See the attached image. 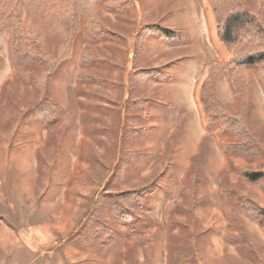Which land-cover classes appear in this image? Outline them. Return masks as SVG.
<instances>
[{
  "label": "rangeland",
  "instance_id": "obj_1",
  "mask_svg": "<svg viewBox=\"0 0 264 264\" xmlns=\"http://www.w3.org/2000/svg\"><path fill=\"white\" fill-rule=\"evenodd\" d=\"M12 1L27 30L50 37L73 0H34L29 15L25 0ZM130 1L132 8L126 0L103 1L108 31L127 38L155 25L176 33L175 40L154 32L137 45L106 39L90 46L81 27L50 90L67 122L47 140L45 123L24 116L38 93L14 79L9 26L0 31V264H264V216L252 219L230 206L240 224L229 227L218 186L225 173L233 200L245 196L264 209V179L250 182L240 172H264V153L225 157V145L206 130L202 85L211 69L232 59L217 38L212 0ZM255 1L241 7L253 9ZM86 48L95 57L86 73L100 81L77 86ZM134 68L156 72L131 81ZM241 77L249 125L264 143V82L254 67ZM213 80L216 98L237 112L229 77L216 71ZM70 88L77 89L74 103ZM198 152L193 174L200 182L185 185L169 213V233L168 202ZM144 188L146 210L128 230L111 216L105 195Z\"/></svg>",
  "mask_w": 264,
  "mask_h": 264
},
{
  "label": "trees",
  "instance_id": "obj_2",
  "mask_svg": "<svg viewBox=\"0 0 264 264\" xmlns=\"http://www.w3.org/2000/svg\"><path fill=\"white\" fill-rule=\"evenodd\" d=\"M34 0H25L29 15L30 2ZM104 0H73L72 5L66 7L61 13V19L53 22L51 25V35L40 37L35 30H27L26 26L20 21L17 6L12 0H0V31L6 26L10 30V58L13 68V77L31 84L37 90L38 99L35 104L25 112L26 118L40 119L48 127L47 138L57 132L60 123L65 124L67 117L64 111L51 98L50 90L52 81L59 71L60 65L69 60L73 53V45L76 35L81 27L86 30V35L90 46L106 39H112L117 42L130 44H141L140 39L144 40L158 32L163 39L173 42L176 33L155 25H149L140 29L137 34L127 38L108 31L102 22L101 4ZM242 0H212V10L217 16V38L232 55V59L225 63L222 68L211 69L209 79L202 85L204 93L201 104L207 122L206 130L219 138L225 145V157H240L247 160H256L261 158L264 153V143L257 134L253 132L248 122L249 114V96L243 90V79L241 71L246 68L254 67L258 71L259 78L264 82V4L260 0L255 1L253 9L242 8ZM126 5L133 7L130 0H126ZM53 38L56 43L51 50V41ZM90 54V49L86 48L81 56V66L78 70L76 85L80 86L83 80L100 81L97 77L87 75L90 60L86 56ZM222 71L229 77L233 88L237 112L226 111L224 105L215 96L214 80L215 72ZM156 69H135L129 77L133 81L137 79L144 81L154 75ZM9 80L2 84L1 92ZM75 85V86H76ZM77 89H69L70 102L74 103L72 93ZM77 101V98H76ZM139 106H144L141 101ZM184 116H179L176 127H180L184 122ZM203 143V142H202ZM200 156V152L191 158V165L186 169L183 180L179 185L176 194L169 200L165 212V220L168 232L174 229L173 221H168L170 212L176 205L178 197L183 192L185 185L190 181L199 183L197 174L194 173L195 161ZM38 164L39 163V160ZM241 174L250 182H261L264 179V172L240 171ZM195 175V176H194ZM226 174L219 175V193L225 201L224 213L228 226L233 228L234 223L240 224V221L230 206L240 208L252 219L259 215L264 216V209L245 196H239L233 200L231 193L232 187L227 185ZM147 188L112 193H106L109 200L108 207L111 216L123 224H126L128 230H131L130 223L135 220L140 212L146 210L144 205V193ZM227 203V205H226ZM236 217L235 221L232 218Z\"/></svg>",
  "mask_w": 264,
  "mask_h": 264
}]
</instances>
